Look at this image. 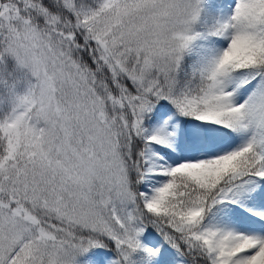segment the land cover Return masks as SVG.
I'll use <instances>...</instances> for the list:
<instances>
[{"label":"snow or ice","instance_id":"6c2138e0","mask_svg":"<svg viewBox=\"0 0 264 264\" xmlns=\"http://www.w3.org/2000/svg\"><path fill=\"white\" fill-rule=\"evenodd\" d=\"M0 264H264V0H0Z\"/></svg>","mask_w":264,"mask_h":264}]
</instances>
